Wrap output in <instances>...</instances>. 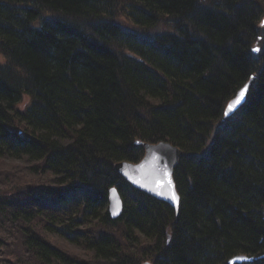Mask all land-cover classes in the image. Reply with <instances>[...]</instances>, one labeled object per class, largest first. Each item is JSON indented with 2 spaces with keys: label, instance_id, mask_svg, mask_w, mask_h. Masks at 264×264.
I'll list each match as a JSON object with an SVG mask.
<instances>
[{
  "label": "trees",
  "instance_id": "obj_1",
  "mask_svg": "<svg viewBox=\"0 0 264 264\" xmlns=\"http://www.w3.org/2000/svg\"><path fill=\"white\" fill-rule=\"evenodd\" d=\"M237 3L0 0V264H264V0ZM161 140L178 215L114 167Z\"/></svg>",
  "mask_w": 264,
  "mask_h": 264
},
{
  "label": "water",
  "instance_id": "obj_2",
  "mask_svg": "<svg viewBox=\"0 0 264 264\" xmlns=\"http://www.w3.org/2000/svg\"><path fill=\"white\" fill-rule=\"evenodd\" d=\"M264 24V19L262 21ZM251 80L242 86L230 104L233 105L229 110L227 106L225 115L227 117L234 114L245 102L249 90ZM243 92V96L240 94ZM239 98V103H234ZM227 113V114H226ZM144 157L133 163L131 161H120L115 164V169L135 188L144 191L145 193L171 204L177 211L180 205V196L177 191L174 180V169L177 166L183 152L178 147L171 145L168 142L162 141L159 143H144ZM176 199L173 200L172 196ZM124 209L122 196L116 187L109 189V208L108 212L111 218L117 219L121 216ZM253 260L252 257H247L243 254H238L229 260L230 264L241 263L242 261ZM142 264H153L151 261L143 262Z\"/></svg>",
  "mask_w": 264,
  "mask_h": 264
},
{
  "label": "bare ground",
  "instance_id": "obj_3",
  "mask_svg": "<svg viewBox=\"0 0 264 264\" xmlns=\"http://www.w3.org/2000/svg\"><path fill=\"white\" fill-rule=\"evenodd\" d=\"M116 1H119V0H116ZM237 1L238 0H228V2L229 3H236V4H238L237 3ZM235 4V5H236ZM230 8H233L232 6H230L228 9H230ZM226 9H227V6H226ZM234 9H235V7H234ZM212 15H215V14H212ZM264 18V17H263ZM183 19H185L184 17H183ZM129 28L131 29V30H133L134 31V33H137V34H140V35H143L144 33H148V34H150L149 32H144V30L143 29H139V28H136V26H134L133 24L132 25H130L129 26ZM143 39V41L145 42V43H147L148 42V40L146 39V38H142ZM134 40H136V39H134ZM136 41H138V40H136ZM139 43H141L140 41H138ZM150 55V54H149ZM248 82V81H247ZM246 82V83H247ZM245 83V84H246ZM244 84V85H245ZM243 85V86H244ZM232 98H234V97H232ZM231 98V99H232ZM231 99L228 101V103L225 105V108H224V116H225V111H226V108H227V106H228V104H229V102L231 101ZM247 99V98H246ZM245 102H246V100H245ZM245 102L243 103V105L245 104ZM242 105V106H243ZM241 106V107H242ZM240 107V108H241ZM240 108L238 109V110H240ZM237 110V111H238ZM236 111V112H237ZM162 141H165V140H161V141H159V142H162ZM159 142H156V143H159ZM165 142H168V143H170L171 145H173V146H175V147H178V146H176V145H174L172 142H170V141H165ZM133 163H136V162H133ZM111 187H116L117 189H118V187L116 186V185H113V186H111ZM110 187V188H111ZM109 188V189H110ZM109 189H108V196H109ZM179 196H180V194H179ZM163 202H166V201H163ZM180 202H181V197H180ZM166 203H168V202H166ZM169 204V203H168ZM174 210H175V213H176V215H178V212H179V209H180V205H179V209H178V211L171 205V204H169ZM169 241V240H168ZM236 255H238V254H236ZM236 255H233L232 257H234V256H236ZM243 255H245V256H247V257H252L253 258V260H251V261H247V260H244V261H242L241 263H236V264H244V263H251V262H253L255 259H257L258 257L257 256H254V255H248V254H243ZM262 256V258H264V254L263 255H261ZM231 257V258H232ZM147 260H144V261H142L141 262V264L143 263V262H146ZM153 263V262H152ZM154 264V263H153Z\"/></svg>",
  "mask_w": 264,
  "mask_h": 264
},
{
  "label": "rangeland",
  "instance_id": "obj_4",
  "mask_svg": "<svg viewBox=\"0 0 264 264\" xmlns=\"http://www.w3.org/2000/svg\"><path fill=\"white\" fill-rule=\"evenodd\" d=\"M2 60V58H0V61ZM31 103V97H29L28 95L24 96L22 99V103L19 104V108L24 109L25 107H27L29 104ZM3 165L6 167H10L11 164L13 163H19V162H13V161H8V159H4L2 161ZM53 240L55 241V238H53ZM57 240V239H56Z\"/></svg>",
  "mask_w": 264,
  "mask_h": 264
},
{
  "label": "snow or ice",
  "instance_id": "obj_5",
  "mask_svg": "<svg viewBox=\"0 0 264 264\" xmlns=\"http://www.w3.org/2000/svg\"><path fill=\"white\" fill-rule=\"evenodd\" d=\"M240 96L242 97L243 96V92H241V94H240ZM240 101H239V98L234 102V103H239ZM229 110H231L232 109V107H233V105L232 104H230L229 106ZM227 114V113H226ZM172 199L173 200H175L176 199V197H175V195L173 194V196H172Z\"/></svg>",
  "mask_w": 264,
  "mask_h": 264
}]
</instances>
